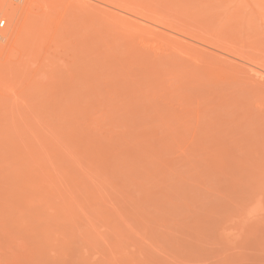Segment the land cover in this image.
<instances>
[{"label":"rangeland","instance_id":"1","mask_svg":"<svg viewBox=\"0 0 264 264\" xmlns=\"http://www.w3.org/2000/svg\"><path fill=\"white\" fill-rule=\"evenodd\" d=\"M0 264H264V0H0Z\"/></svg>","mask_w":264,"mask_h":264},{"label":"built area","instance_id":"2","mask_svg":"<svg viewBox=\"0 0 264 264\" xmlns=\"http://www.w3.org/2000/svg\"><path fill=\"white\" fill-rule=\"evenodd\" d=\"M4 25H5V23H4V22H2V23H1V27H3Z\"/></svg>","mask_w":264,"mask_h":264}]
</instances>
